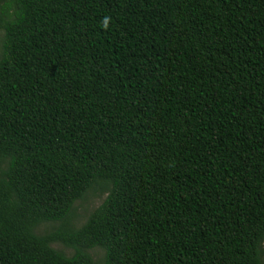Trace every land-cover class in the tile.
Listing matches in <instances>:
<instances>
[{"label": "trees", "instance_id": "trees-1", "mask_svg": "<svg viewBox=\"0 0 264 264\" xmlns=\"http://www.w3.org/2000/svg\"><path fill=\"white\" fill-rule=\"evenodd\" d=\"M263 242L264 0H0V264H264Z\"/></svg>", "mask_w": 264, "mask_h": 264}, {"label": "rangeland", "instance_id": "rangeland-1", "mask_svg": "<svg viewBox=\"0 0 264 264\" xmlns=\"http://www.w3.org/2000/svg\"><path fill=\"white\" fill-rule=\"evenodd\" d=\"M105 198L106 193H104V190L102 191L98 187L90 190L83 197V199L75 203L70 219V225L74 228H79L81 225H83L91 212H93V210L96 209ZM54 227H57V224H45L39 228V232L44 234L51 231ZM52 247L68 257L73 254L72 249L63 246L61 243H55L52 245ZM262 249V260L264 262V242L262 244ZM88 253L91 255L96 264H100L102 262L103 251L100 249L94 248L89 250Z\"/></svg>", "mask_w": 264, "mask_h": 264}]
</instances>
